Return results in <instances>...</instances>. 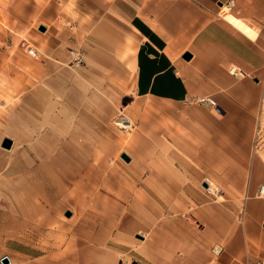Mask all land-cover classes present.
I'll return each instance as SVG.
<instances>
[{
  "label": "crops",
  "instance_id": "0c3cea01",
  "mask_svg": "<svg viewBox=\"0 0 264 264\" xmlns=\"http://www.w3.org/2000/svg\"><path fill=\"white\" fill-rule=\"evenodd\" d=\"M7 3L0 259L264 264V0Z\"/></svg>",
  "mask_w": 264,
  "mask_h": 264
},
{
  "label": "built area",
  "instance_id": "2783aa9c",
  "mask_svg": "<svg viewBox=\"0 0 264 264\" xmlns=\"http://www.w3.org/2000/svg\"><path fill=\"white\" fill-rule=\"evenodd\" d=\"M28 55L37 58L38 52H36L34 48H30L28 50ZM74 62L76 66L81 65L82 60L80 55L74 57ZM196 102L199 104H207L216 107V102L209 97L198 98ZM117 123L121 125L122 129L130 128L132 126V123L128 119H126L125 116H120ZM253 150L255 151V153H261L264 155V123H261L257 128ZM208 191L210 190L208 189ZM260 194H264V185L260 187ZM0 264H3V258L0 259ZM120 264H128V263L122 261Z\"/></svg>",
  "mask_w": 264,
  "mask_h": 264
},
{
  "label": "rangeland",
  "instance_id": "374dc122",
  "mask_svg": "<svg viewBox=\"0 0 264 264\" xmlns=\"http://www.w3.org/2000/svg\"><path fill=\"white\" fill-rule=\"evenodd\" d=\"M8 2V0H0V7H2V8H4V9H6V7H8L7 6V3ZM5 19V18H4ZM0 28H1V31L0 32H2V31H4V30H9L8 28H7V26L6 25H2V24H0ZM11 30V29H10ZM80 55V54H79ZM75 56H78V53H74V56L73 57H75ZM75 64V63H74ZM73 64V65H74ZM82 64V63H81ZM76 68H78L79 66H76V65H74ZM81 66V65H80ZM3 111V110H2ZM1 110H0V116L3 114V112H2ZM120 113L118 112V115H116L117 117H115L114 118V120H113V123H112V125H113V127H115V128H117V129H119V130H121V131H123L122 133L124 134V135H126V136H131V134L136 130V124L137 123H133L130 119H129V117H127V116H125L124 114H120ZM120 116H125L126 117V119H128L131 123H132V126L130 127V128H126V129H122V127H121V125L120 124H118L117 122H118V119L120 118ZM208 184H209V181H208ZM201 188H202V190H204V192H206V194H208V195H210V196H214L215 197V195L214 194H217V187L215 186V185H213V191H208V189H207V181H204L201 185Z\"/></svg>",
  "mask_w": 264,
  "mask_h": 264
},
{
  "label": "water",
  "instance_id": "95a60500",
  "mask_svg": "<svg viewBox=\"0 0 264 264\" xmlns=\"http://www.w3.org/2000/svg\"><path fill=\"white\" fill-rule=\"evenodd\" d=\"M13 142L9 139H5L4 142L2 143V147L6 149H10L12 147ZM122 158L129 161L130 159L124 154L122 155ZM3 264H10V261L8 257L3 258Z\"/></svg>",
  "mask_w": 264,
  "mask_h": 264
}]
</instances>
